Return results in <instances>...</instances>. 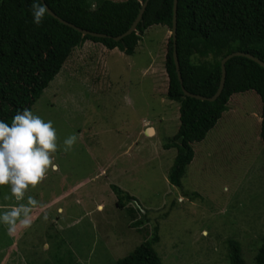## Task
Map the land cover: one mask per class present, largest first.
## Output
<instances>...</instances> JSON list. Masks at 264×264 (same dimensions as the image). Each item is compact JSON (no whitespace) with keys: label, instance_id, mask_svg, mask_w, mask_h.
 <instances>
[{"label":"rangeland","instance_id":"374dc122","mask_svg":"<svg viewBox=\"0 0 264 264\" xmlns=\"http://www.w3.org/2000/svg\"><path fill=\"white\" fill-rule=\"evenodd\" d=\"M170 36L162 24L150 27L132 56L86 42L32 107L53 122L58 144L52 154L57 169L28 189L37 205L45 204L32 212L51 208L48 198L62 194L65 207L62 215L49 211L48 222L59 227L50 224L54 236L47 247L42 238L25 244L17 257L28 260L16 258L21 264H116L154 237L155 228L154 248L164 264H228L230 239L241 245L246 264H254L264 236L261 104L253 92L246 97L254 105L233 98L217 127L192 145L194 159L181 185L170 184L177 150L164 145L180 125L166 95ZM152 127L157 135L153 129L148 135ZM73 134L77 139L65 151L63 140ZM113 186L136 200L119 208ZM14 200L7 186L0 187V211Z\"/></svg>","mask_w":264,"mask_h":264},{"label":"trees","instance_id":"16d2710c","mask_svg":"<svg viewBox=\"0 0 264 264\" xmlns=\"http://www.w3.org/2000/svg\"><path fill=\"white\" fill-rule=\"evenodd\" d=\"M44 1L64 21L111 38L83 36L47 11L42 23L36 25L29 11L31 0H0V120L9 124L17 110H32L77 47L81 49L86 42H93L132 56L150 27H172L174 0H150L136 31L120 41L113 38L129 30L145 0ZM177 52L183 84L177 74L170 37L165 60L166 95L176 106L175 111H179L180 125L164 148L177 150L168 179L170 184L180 186L194 159L192 145L204 141L217 127L231 110L233 98H238L240 105L243 99L249 102L247 93L255 94V102L261 104L260 137L264 145V68L253 60L235 56L226 62L225 86L215 101L191 98L183 92L184 87L192 94L213 97L220 86L221 62L235 52L249 53L264 62V0H178ZM112 188L119 208L136 200L123 195L119 188ZM127 213L131 220L136 219L134 209L129 208ZM140 223L135 221L132 225ZM158 239L155 228L154 237L116 264H164L154 248ZM227 247L228 264H246L239 242L230 239ZM254 264H264V236Z\"/></svg>","mask_w":264,"mask_h":264},{"label":"clouds","instance_id":"9594fccd","mask_svg":"<svg viewBox=\"0 0 264 264\" xmlns=\"http://www.w3.org/2000/svg\"><path fill=\"white\" fill-rule=\"evenodd\" d=\"M29 11L32 22L40 25L47 9L43 0H31ZM76 139L75 134L66 137L64 150L70 149ZM57 147L53 122L28 108L17 110L10 124L0 120V187L7 186L14 199L23 200L25 192L39 184L48 170L57 169L52 156ZM33 206L37 201L28 197L26 204L0 211V224L7 226L9 235L15 234L18 226H31Z\"/></svg>","mask_w":264,"mask_h":264},{"label":"crops","instance_id":"0c3cea01","mask_svg":"<svg viewBox=\"0 0 264 264\" xmlns=\"http://www.w3.org/2000/svg\"><path fill=\"white\" fill-rule=\"evenodd\" d=\"M92 44H94V43H92ZM94 45H96V44H94ZM87 46H90V45H87ZM166 94H167V90H166ZM260 114H261V111H260ZM152 129L154 130V133L156 134V131H157L156 128L152 127ZM32 192L33 191L27 190L25 192V196H24L23 200H16L15 199L11 208L16 207L20 204H26L28 197H31V198L35 197L34 193H32ZM64 201H65V194H62L58 197H55V196L51 197L50 196L47 200V203H50L49 206L52 205V207L51 208L48 207V209L43 210V212L39 213V214H36L37 212L33 213L32 212L33 208H37V207H39L41 205H45V204H40V205L31 207V219H32L31 226L27 227V228L22 227V226H18L15 234H13V235H9L7 232V226L1 224L2 230L4 233V237H5L4 241L0 240V254L5 252L2 256L1 264H9V262H10V264H21V262H18L16 260V258L19 259L17 257L18 252L22 251V249L25 248V244H31L32 245L33 243H35L36 242L35 239L42 238V240L39 242H44L46 244L45 246L47 247V244L49 243V239L54 236V234H51L52 232L49 233V231H51L50 224H54L55 226L59 227V225H57L55 220L48 222L49 211L53 208H57L58 215H62L64 213V211L62 209H64V207H65ZM44 203H46V201ZM57 219H58V221L61 220V218H57ZM40 221L41 222L47 221V222L45 224L41 223L40 227H38V229L35 232H30V230L35 227L34 224L39 223ZM54 225H53V228H55L56 232H59L58 231L59 228L57 230V228ZM7 253H9L8 256H7ZM20 257L24 258L25 256L20 255ZM23 260L27 261L28 259H23Z\"/></svg>","mask_w":264,"mask_h":264},{"label":"water","instance_id":"95a60500","mask_svg":"<svg viewBox=\"0 0 264 264\" xmlns=\"http://www.w3.org/2000/svg\"><path fill=\"white\" fill-rule=\"evenodd\" d=\"M150 0H145L144 3L142 4V7H141V10L138 14V17L136 18V20L134 21V23L131 25V27L129 28V30L124 33L123 35L121 36H118V37H114L113 40L115 41H120L122 40L123 38H125L126 36L132 34L134 31H136L137 29V25L138 23L141 21L142 17H143V14L147 8V5L149 3ZM43 3L44 5L46 6V9H47V13L52 16L53 18L57 19L59 22L75 29L76 31L80 32L83 36H92V37H95V38H111L110 36H107L105 34H101V33H95V32H90V31H87V30H84V29H81L77 26H75L74 24H71L69 22H66L64 21L63 19H61L59 16H57V14H55L48 6L47 4L45 3V1L43 0ZM177 9H178V0H174V4H173V19H172V27H171V37H172V40H173V57H174V62H175V65H176V69H177V74H178V77H179V80L181 82V84H183V79H182V75H181V71H180V64H179V58H178V52H177ZM235 56H243V57H246L248 59H251L253 60L254 62H256L258 65H260L261 67L264 68V62L259 59V58H256L255 56L249 54V53H244V52H235L233 54H230L228 56H226L222 62H221V69H222V73H221V81H220V86L216 92V94L211 97V98H207L205 96H201V95H195V94H192L190 92H188L184 87H183V92L186 96L188 97H191V98H195V99H199V100H202V101H205V100H208V101H215L219 96L220 94L222 93L223 89H224V86H225V80H226V62L228 60H230L231 58L235 57ZM151 131L152 128L148 129V131Z\"/></svg>","mask_w":264,"mask_h":264},{"label":"bare ground","instance_id":"6f19581e","mask_svg":"<svg viewBox=\"0 0 264 264\" xmlns=\"http://www.w3.org/2000/svg\"><path fill=\"white\" fill-rule=\"evenodd\" d=\"M147 133H148V135H151L152 133H153V130H149V131H147Z\"/></svg>","mask_w":264,"mask_h":264}]
</instances>
